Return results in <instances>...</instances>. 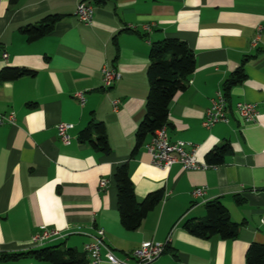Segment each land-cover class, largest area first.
Instances as JSON below:
<instances>
[{
	"label": "crops",
	"instance_id": "0c3cea01",
	"mask_svg": "<svg viewBox=\"0 0 264 264\" xmlns=\"http://www.w3.org/2000/svg\"><path fill=\"white\" fill-rule=\"evenodd\" d=\"M83 2L93 7L90 24L75 16ZM48 15L61 17L52 33L27 42L20 28ZM164 39L185 42L196 62L169 106L166 136L190 143L187 151L194 148L205 164L211 150L228 144L220 166L156 168L145 152L151 136L130 157L144 117L150 48ZM244 59L246 79L226 99L228 122L204 128L211 99ZM104 66L121 76L109 89L102 85ZM11 68L33 74L0 79V117L14 115L13 125H0V264H50L1 259L43 247L83 255L97 230L119 259L142 242H168L151 264H246L248 247L264 245V0H0V72ZM76 92L84 94L83 105ZM238 102L256 104L254 122L239 120ZM91 121L103 123L109 155L78 141ZM60 123L72 125L69 146L57 136ZM124 163L138 202L163 193L135 231L124 229L117 209L114 173ZM196 188L204 193L194 198ZM215 199L242 224L234 240L200 239L183 228L203 220L204 205ZM41 226L62 237L32 247Z\"/></svg>",
	"mask_w": 264,
	"mask_h": 264
},
{
	"label": "trees",
	"instance_id": "16d2710c",
	"mask_svg": "<svg viewBox=\"0 0 264 264\" xmlns=\"http://www.w3.org/2000/svg\"><path fill=\"white\" fill-rule=\"evenodd\" d=\"M15 1L11 0V3ZM60 19V16L48 15L35 25L20 28V32L26 37L27 42H33L52 33ZM148 59L149 64L146 70L148 92L144 105V117L135 131V143L130 157L137 154L146 139L152 136L155 130L168 126L169 106L174 96L187 87L188 81L196 69L193 51L185 42L176 39H164L153 43ZM245 63L244 59L223 82L222 94L225 100L232 88L245 81ZM32 74V71L26 69H4L0 72V79L14 80ZM78 141L91 145L105 155L110 154L103 123L91 121L79 132ZM229 152L228 144L214 148L206 155V164L210 167L222 165ZM114 181L120 223L124 229L135 231L140 227L147 214L161 202L163 193L161 191L149 193L142 201L138 202L129 177L127 163L116 168ZM235 202L242 203L238 197H235ZM204 209L205 218L185 222L183 225L185 231L200 239L218 237L221 240H234L238 237L242 224L232 222L228 211L220 200L215 199L207 202ZM24 257H32L37 261L50 264H86L88 260L85 253L83 255L76 254L71 249L59 251L56 250V247H43L26 253L3 255L1 259L16 260ZM245 262L246 264H264V245L251 244L245 253Z\"/></svg>",
	"mask_w": 264,
	"mask_h": 264
},
{
	"label": "built area",
	"instance_id": "2783aa9c",
	"mask_svg": "<svg viewBox=\"0 0 264 264\" xmlns=\"http://www.w3.org/2000/svg\"><path fill=\"white\" fill-rule=\"evenodd\" d=\"M75 16L84 24H90L93 16V7L88 3H79L76 6ZM146 31L150 28L146 27ZM7 55L3 54V58ZM102 85L104 89H109L120 80V74L106 66L102 68ZM80 105L84 104V94L76 92L74 94ZM117 101L113 102L115 108ZM235 113L239 120L244 123H252L258 116L256 104L249 102H238L235 105ZM228 117L226 112V100L221 92L211 99L210 107L205 113L202 126L210 129L220 123H227ZM7 123L14 124V115L0 117V125ZM72 128L70 124L60 123L57 125V136L64 146H69L72 137L69 135V130ZM187 147H192L190 143L184 141L171 142L166 136V127L163 126L154 131L149 142L145 144V152L149 156L151 164L162 170H169L173 165L179 164L183 170L203 171L211 168L205 163H199L195 157L194 148L187 151ZM106 181L102 180L99 184L103 189ZM203 188H196L192 191L194 198L202 196ZM166 196V195H165ZM260 224H264V212L260 218ZM62 237L57 230H50L45 226H41L31 240L32 247H41L49 241ZM168 242L158 243L146 241L127 254L124 258L119 259L114 254L110 246L105 243L104 233L102 230H97L96 235L91 237V241L84 245V253L86 254L91 264H99L106 261L108 264H151L155 262L166 250Z\"/></svg>",
	"mask_w": 264,
	"mask_h": 264
}]
</instances>
